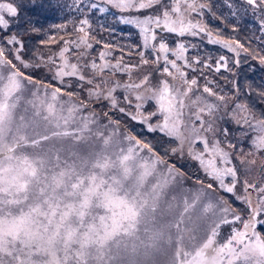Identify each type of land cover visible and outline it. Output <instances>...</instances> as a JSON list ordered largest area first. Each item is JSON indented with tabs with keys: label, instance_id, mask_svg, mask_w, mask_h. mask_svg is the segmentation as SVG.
Wrapping results in <instances>:
<instances>
[{
	"label": "snow or ice",
	"instance_id": "6c2138e0",
	"mask_svg": "<svg viewBox=\"0 0 264 264\" xmlns=\"http://www.w3.org/2000/svg\"><path fill=\"white\" fill-rule=\"evenodd\" d=\"M36 3L0 2V264H264V0Z\"/></svg>",
	"mask_w": 264,
	"mask_h": 264
},
{
	"label": "rangeland",
	"instance_id": "374dc122",
	"mask_svg": "<svg viewBox=\"0 0 264 264\" xmlns=\"http://www.w3.org/2000/svg\"><path fill=\"white\" fill-rule=\"evenodd\" d=\"M0 2H10V0H0ZM71 0H37V3L34 5L26 4L23 10L22 15H27L28 17L33 18L34 20H38L45 28H48L50 25L53 24H60L64 22L66 16L70 18V11L65 6L66 4L70 3ZM216 3H220V0H215ZM224 14L228 16L227 23H238L240 27V32L238 33V38H242L245 35L250 34V30L254 29L258 26L257 21L253 18L251 12H248L245 15L232 17L228 15V9H222ZM209 24L212 27H223L221 21L211 20L209 19ZM117 37H119L122 33H134L136 30L133 29L131 26L127 25H117ZM231 28L224 27V35L225 37L231 35ZM259 35V33H256ZM107 38V37H105ZM133 41H135V35L132 36ZM189 40H192L193 43H201L200 37L192 38L189 37ZM31 43V41H29ZM199 52L201 55L205 53H210L213 57H216L219 54H226L232 56L234 54L227 52L226 49H223L220 45H213L207 42L205 39L201 47L196 50H189V55H195ZM222 75L227 76L228 73L222 70ZM247 76L249 80L253 81H261L264 80V68H261L258 64L253 62V70L248 71L247 66L241 72V79L244 76ZM211 78V77H210ZM219 75L217 76V79ZM222 82V81H221ZM151 107V105H149Z\"/></svg>",
	"mask_w": 264,
	"mask_h": 264
}]
</instances>
